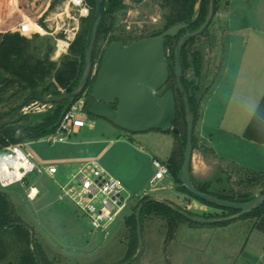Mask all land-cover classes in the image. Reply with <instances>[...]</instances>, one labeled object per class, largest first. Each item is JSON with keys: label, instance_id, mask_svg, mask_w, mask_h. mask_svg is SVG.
Segmentation results:
<instances>
[{"label": "rangeland", "instance_id": "1", "mask_svg": "<svg viewBox=\"0 0 264 264\" xmlns=\"http://www.w3.org/2000/svg\"><path fill=\"white\" fill-rule=\"evenodd\" d=\"M216 1L219 4L218 13L213 17L207 31L196 38L193 45V49L202 53L203 62L200 89L197 93L198 100L214 83L220 72L224 40L221 23H223L222 18L228 3L232 1L233 7L238 8L240 12L245 9L250 11L251 3L260 6L257 4V0ZM49 4H54V7L49 9ZM125 4L127 8L115 14V22L111 24L112 30L106 39H101L99 48L106 47L112 36L120 37L126 41V44H130L132 42L129 41L133 38L148 36L163 28L165 11L155 0H144L140 3L126 0ZM31 6L28 0H0V32H4V35L32 34V38L29 39L34 40V45L38 48L35 53L41 58L45 57L49 47L53 46L55 49V39L66 40L73 33L78 35L81 31V19L91 14L90 7L87 15L86 12L82 14L70 0H36V7L33 9ZM43 14H46V18L41 26L39 20ZM24 24H26L25 27ZM35 24L40 25L46 33L37 34L35 37V31H29L30 27L36 30ZM50 33L54 35L51 36ZM59 47L60 45H58V51ZM98 67L99 64L97 67L95 66L94 74ZM227 81L233 84V79H227ZM53 82V77L48 78L39 91ZM188 82L189 80H186L187 85H189ZM219 88L221 91H227L224 85H219ZM165 90H167V86L162 92ZM10 92H13V95L6 98L10 100L9 102L0 106V115L12 108H18L27 100L25 98L29 94V92L17 93V88ZM61 92L66 93L63 90ZM46 95L48 98L59 97V95ZM221 97L222 104L218 108L221 111L217 112L219 115L221 112L223 113L224 103L228 96L221 95ZM218 100L220 102L219 94L216 97L212 96L210 102L206 99L205 105L211 109ZM79 101H83L85 105V95ZM43 106L37 103L28 113H21L19 120L12 127L38 126L48 114L53 113L57 108L56 104ZM38 108L41 112L37 111ZM234 111L239 114L238 126H247L248 137L252 136L253 131L258 130L259 132H256L258 135L255 137L264 140V106L258 108V105L254 103L249 104L243 110H236L235 106V108L228 109L227 115L231 116L235 113ZM87 120L93 121L94 127L87 126L80 134L72 135L69 138V143L52 144L41 140L26 145L27 150L33 154L38 163L43 166H57L59 173L55 179L47 175H34L27 182L4 190L10 195L18 216L34 230L36 240L43 244L51 264H120L128 249L129 231L126 219L133 214L135 207L143 199L140 196L144 193V191H134L131 186L121 180L122 176L126 180L132 178L136 172L144 174L146 177L152 176L156 169L151 164L149 156L145 155L146 152L149 151L163 160L165 152L171 151L175 145L173 134L156 130L133 134L102 118L87 115ZM186 121L188 123L187 118ZM197 126L198 123L196 129ZM119 137L134 138L137 142L135 145L137 150L141 151L139 147L144 146L145 152L132 153L124 143L111 142ZM255 137L253 135L252 138L256 139ZM262 142L259 141V143ZM197 147L198 150L201 149L200 142H197ZM88 161H98L102 164L111 175L125 184L132 196L129 207L111 226L108 233L95 232L88 218L81 214L69 200L61 198L59 186L66 185L68 175ZM217 168V171H220L213 177L212 183L215 191L223 192V189L229 188L236 191L246 190L253 198L264 193V177L255 185L247 182V178L252 174L249 175L241 171L233 164L221 162ZM163 184L166 186L165 190L160 189ZM163 184L157 185L154 191L148 184L146 186L148 196L151 198L168 197L172 191L167 184ZM32 186L38 188V193L40 192L33 198L30 197ZM187 211L198 216L225 213L223 210L209 206L204 209L192 208ZM258 221L251 217L237 219L226 225L202 226L184 223L179 227L175 240L166 241L168 232L166 221L155 216L147 217L144 219L142 231H140L141 264H264V222L260 229L258 227L254 229ZM187 248L190 252L186 251Z\"/></svg>", "mask_w": 264, "mask_h": 264}, {"label": "trees", "instance_id": "2", "mask_svg": "<svg viewBox=\"0 0 264 264\" xmlns=\"http://www.w3.org/2000/svg\"><path fill=\"white\" fill-rule=\"evenodd\" d=\"M135 2H142L144 0H134ZM160 8L165 11L164 14V26L161 30L154 32L148 36H142L140 38H133L129 42H134L148 37L158 36L167 29L177 25V24H189L195 14V8L199 0H155ZM88 3L91 14L88 17L81 19V31L77 35L76 39L70 44L68 55L64 56L58 64L51 60V54L54 48L49 47L48 52L44 58L39 57L35 51L38 48L34 45V40L23 36L20 33L5 34L0 39V71L5 72L8 75V80L5 86L0 91V104L3 105L10 100L5 98V95L17 88V93L29 92L25 99L31 96H44L45 94L59 95L61 90L66 93H72L75 91L82 79L84 67H85V56L87 47V35L95 14V0H86ZM126 0H103V13L104 18L101 24L97 27L96 31V43L94 49V65L97 60L100 65L102 56L108 47V45L115 40H123L122 38H116L114 36L110 37L106 47L99 48L101 39H106L107 35L110 34L112 28H108L107 20L112 18L115 22V14L119 11L125 10L127 8L125 4ZM218 2L215 0V11L214 16L218 13ZM54 4H52L49 9H52ZM209 7V0H202V4L199 10L197 20L190 26L189 29L182 30L175 37H168L165 42L167 64L170 71V78L167 83V89H173L175 92L176 103H177V117L173 122V127L178 128L181 132L180 136H176L173 131L167 132L168 134H173L175 136V147L173 149L172 155L168 160V167L170 174L177 183L178 189L190 197L198 200L202 204L223 210L225 213L222 215L218 214H207L203 216H198L192 212L184 210L176 205L180 210L186 213L202 217L205 219H219L227 216H231L236 213L235 210L221 208L219 206L209 204L206 201L195 197L193 194L188 192V190L182 186L181 183V173L185 160V144L187 140V127L188 123L186 121V110L183 95L181 94L175 74V49L179 40L188 31H197L205 23ZM48 11V10H47ZM46 15V14H45ZM210 26V25H209ZM209 28V27H208ZM207 31V30H206ZM205 31V32H206ZM204 32V33H205ZM203 33V34H204ZM37 37V35L35 36ZM198 38V37H197ZM196 39V38H195ZM195 39L187 42V44L182 49L183 60L188 64V53H192L194 59L196 60L197 74L200 78L202 74V57L199 50L193 49ZM124 41V40H123ZM126 43V41H125ZM53 77L54 82L50 85L39 89L47 81L48 78ZM95 77L92 78L85 90L86 102L84 105V112L90 116L88 113V107L92 102L91 99V89L94 84ZM183 80L184 88L189 91L193 89L192 96L190 97V106L195 115V131L193 137V147L194 150L197 149L198 138L196 136V125L200 118V107L202 99L205 95L201 97L200 100L197 99V93L200 89V84L195 85L196 82H188ZM77 98L75 102L65 101L62 103H57V108L53 113L46 116L44 121L38 126L34 127H19L13 128L11 123L9 125L0 127V147L4 148L11 144L19 143H30L34 141L41 140L51 134H53L57 125L62 117V115L69 110L74 104H76L83 97ZM264 105V104H263ZM16 109L12 108L8 112L2 113L0 119L11 116ZM162 132V131H161ZM263 141L264 140H260ZM241 171L247 174H252L247 178L248 183L257 184L264 177V174L250 171L244 168L238 167ZM198 190L212 194L221 199H226L230 201L247 202L253 199L248 191H236L233 188L223 189V192H217L211 186V184H205L200 187H195ZM151 197L143 198L131 216L126 219V226L129 231L128 238V249L124 260L120 264H141L142 252L138 253L139 250V239L140 234L138 230V220L137 212L140 206L142 209L139 214L140 228L142 231V223L145 218L157 217L166 221L168 232L166 241H174L175 235L179 227L184 223H190L192 225H217V224H199L195 223L184 215L179 213L170 205H167L161 201H151ZM256 218L261 219L264 217V204L258 206L253 212L247 214L240 219L246 218ZM230 222L219 223L218 225H226ZM51 264L46 251L43 248V244L38 242L35 238L34 230L27 226L22 219L18 216L16 208L10 198V195L4 190L0 189V264Z\"/></svg>", "mask_w": 264, "mask_h": 264}, {"label": "water", "instance_id": "3", "mask_svg": "<svg viewBox=\"0 0 264 264\" xmlns=\"http://www.w3.org/2000/svg\"><path fill=\"white\" fill-rule=\"evenodd\" d=\"M201 4L202 0H199L193 19L189 24H177L158 36L144 38L130 44H126L123 40L112 41L106 48L97 72L94 74L96 31L104 17L103 0H95V14L87 35L85 67L78 88L72 93L61 92L57 98H48L46 94L43 97L31 96L11 116L0 119V127L18 121L22 111L34 103L57 104L65 101L75 102L77 98L85 94L90 80L95 77L91 89L92 102L88 107L90 115L105 119L116 127L133 134L146 133L153 130L167 133L172 130L176 136H180V130L173 127V122L178 112L175 92L173 89H167L162 92L170 78L165 42L168 37H175L182 30L190 28L198 18ZM214 11L215 0H209L205 23L197 31L187 32L182 36L175 49V74L178 88L184 97L186 118L188 119L181 183L195 197L221 208L235 210L236 213L219 219H205L190 215L167 202L161 201L179 211L189 220L199 224L232 222L250 214L258 206L264 204V193L247 202L230 201L204 193L191 183L195 115L190 106V97L193 89L191 88L187 91L183 86V78L190 80L191 76L189 74L190 71H188L187 75L183 72L181 51L188 41L201 36L208 29L213 20ZM7 80L8 75L0 71V89L5 86ZM196 82L198 85L199 79H196ZM11 95H13V92L7 93L5 98H9ZM150 200L159 201L156 198H151ZM141 209L142 205L137 212L139 234L141 231L139 222ZM140 252L141 238L138 253Z\"/></svg>", "mask_w": 264, "mask_h": 264}, {"label": "crops", "instance_id": "4", "mask_svg": "<svg viewBox=\"0 0 264 264\" xmlns=\"http://www.w3.org/2000/svg\"><path fill=\"white\" fill-rule=\"evenodd\" d=\"M257 4L260 6L258 7L255 6L254 3H251V7L249 8L250 11L245 9L240 12L238 8L233 7V3L230 1L225 9L222 18L223 23H221L224 40L222 44L220 72L218 73L217 79L209 86L202 99L200 118L196 129V135L199 137L198 142L201 144V149H195V153L193 152L190 179L194 187H200L205 184H211L212 186L214 181L213 177L220 171H217V167L221 162L264 174V142L259 143V141L263 139L255 137V135H258L256 132L259 131H253L252 136L248 137L247 126H238L239 114L236 113L237 111H234L235 113L231 116L227 115L228 109L231 107L235 108V106L236 110H243L249 104L254 103L258 105V108H263L264 106V0H257ZM31 7L34 9L36 6L34 5ZM23 26L25 27L26 24ZM35 26L36 30H33L31 27L29 30L35 31V36L37 34L46 33L40 25L35 24ZM0 35L2 37L4 32H0ZM23 35L27 38H32V34ZM50 35L52 36L54 34L50 33ZM76 37L77 33H73V35H70L66 40L55 39L56 44L51 54V60L58 63L64 56L68 55L70 44ZM63 41H65L67 45L64 51L59 53L57 50L58 45ZM51 47L53 48V46ZM227 79H233V84L227 81ZM219 85H224L227 91H221ZM218 90L219 92H217ZM217 93L219 94L220 102L219 100L215 102L210 109L209 106L205 105V100L207 99L210 102L212 96L216 97L218 95ZM223 94L228 97L226 98V103H224L225 108L223 113L221 112L219 115L217 112L221 111L218 108H220L219 106L222 104L221 95L225 96ZM94 125L95 123L93 121L89 122V127L92 128ZM261 126L262 124L260 123V127ZM81 132L82 130L79 134ZM253 135L256 139L252 138ZM111 142L124 143V145H127L131 149L132 153H138V151L141 153L145 152L144 146L139 147L141 151L137 150L138 148L135 146L137 142L134 138L119 137L116 140H111ZM173 142L175 144L176 141ZM173 149L165 152V158L163 160L161 157L149 153V151H147L145 155L149 156L151 164H153L154 159L168 164ZM155 173L150 177H146L144 174H138L136 172V176L134 175L132 178H128L130 181L123 178V176L121 180L137 192H148L146 190L148 184H150L151 190L154 191L157 185L165 183L172 192L166 198L156 196L155 198L159 201L182 207L185 210H191L192 208L197 210L206 207V205L198 200L180 191L178 189L179 185L175 183L171 174L163 180L156 181L155 187L152 188L151 183L155 177ZM160 189L165 190L166 186L163 184ZM263 222L264 217L259 219L254 229L256 227L260 229ZM187 250L190 252L188 248L186 251ZM171 261L173 262V260Z\"/></svg>", "mask_w": 264, "mask_h": 264}, {"label": "built area", "instance_id": "5", "mask_svg": "<svg viewBox=\"0 0 264 264\" xmlns=\"http://www.w3.org/2000/svg\"><path fill=\"white\" fill-rule=\"evenodd\" d=\"M70 1L82 14L89 13L86 0ZM95 66L97 67L98 63ZM35 104L37 103L26 107L22 113H28ZM42 105L45 107L48 104ZM37 111L41 112L39 108ZM87 126L89 121L84 112V102L79 101L62 115L56 131L43 140L52 144L68 143L72 135L79 134ZM26 145L27 143H19L0 147V189L6 190L16 184L27 182L34 175H47L55 179L58 174L57 166H43L38 163L33 154L27 150ZM153 164L156 173L151 183L152 188L155 187L156 181L170 176L167 163L154 159ZM59 187L61 198L69 200L81 214L87 217L95 232L108 233L111 226L129 207L132 199L125 184L111 175L98 161L81 164L68 175L66 185ZM30 190L31 198L39 194L35 186ZM148 195V192H144L140 197L144 198Z\"/></svg>", "mask_w": 264, "mask_h": 264}, {"label": "flooded vegetation", "instance_id": "6", "mask_svg": "<svg viewBox=\"0 0 264 264\" xmlns=\"http://www.w3.org/2000/svg\"><path fill=\"white\" fill-rule=\"evenodd\" d=\"M29 2H30V4L32 5V6H34V5H36V0H28ZM54 3V2H53ZM52 4H49V7L51 6ZM47 10V9H46ZM45 16V14H43L42 16H40V20H39V22H41V26H42V22L44 23V21H45V18H46V16ZM104 18V17H103ZM110 20H112L111 21V23H109L110 22ZM107 23H108V28H112L111 27V24H114V21H113V19L112 18H108V20H107ZM26 30H28L27 28H25ZM187 32H192V31H190V30H188ZM186 32V33H187ZM185 33V34H186ZM184 34V35H185ZM183 35V36H184ZM182 52L183 51H181V59H182V66H183V72H184V74L185 75H187L188 74V71H190V80H189V82H196V79H199V84H200V78H199V76H198V74H197V68H196V60L194 59V57H193V55H192V53L190 52V53H188L187 54V57H188V64L183 60V55H182ZM177 80V79H176ZM183 80H186V79H184L183 78ZM198 84V85H199ZM195 85H197V82H196V84ZM197 85V86H198ZM2 89H0V91H1ZM184 98V97H183ZM0 106H1V104H0ZM15 109H17V107L15 108Z\"/></svg>", "mask_w": 264, "mask_h": 264}, {"label": "bare ground", "instance_id": "7", "mask_svg": "<svg viewBox=\"0 0 264 264\" xmlns=\"http://www.w3.org/2000/svg\"><path fill=\"white\" fill-rule=\"evenodd\" d=\"M67 43L65 41L61 42L60 47H59V53H62L66 47ZM60 56V55H58Z\"/></svg>", "mask_w": 264, "mask_h": 264}]
</instances>
